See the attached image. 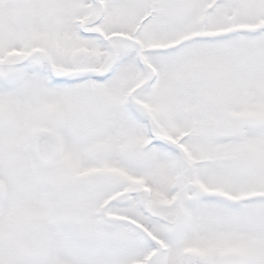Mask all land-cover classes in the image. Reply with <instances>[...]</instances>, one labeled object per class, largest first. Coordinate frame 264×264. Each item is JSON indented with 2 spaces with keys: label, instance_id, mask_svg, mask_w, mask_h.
Wrapping results in <instances>:
<instances>
[{
  "label": "snow or ice",
  "instance_id": "obj_1",
  "mask_svg": "<svg viewBox=\"0 0 264 264\" xmlns=\"http://www.w3.org/2000/svg\"><path fill=\"white\" fill-rule=\"evenodd\" d=\"M0 264H264V0H0Z\"/></svg>",
  "mask_w": 264,
  "mask_h": 264
}]
</instances>
